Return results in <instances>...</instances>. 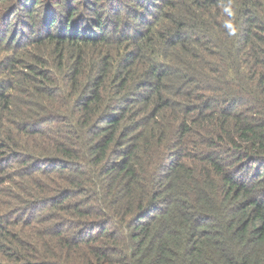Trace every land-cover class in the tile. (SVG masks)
Wrapping results in <instances>:
<instances>
[{
    "label": "trees",
    "instance_id": "obj_1",
    "mask_svg": "<svg viewBox=\"0 0 264 264\" xmlns=\"http://www.w3.org/2000/svg\"><path fill=\"white\" fill-rule=\"evenodd\" d=\"M228 3L0 0V264H264V0Z\"/></svg>",
    "mask_w": 264,
    "mask_h": 264
},
{
    "label": "clouds",
    "instance_id": "obj_2",
    "mask_svg": "<svg viewBox=\"0 0 264 264\" xmlns=\"http://www.w3.org/2000/svg\"><path fill=\"white\" fill-rule=\"evenodd\" d=\"M223 10L227 14L228 17H231V18L234 19L235 12H234V10L231 7L230 0H229V3L224 6ZM225 27L228 29V35H230V36H235L236 35L237 28L234 25V23L232 22V20H229L228 22H226Z\"/></svg>",
    "mask_w": 264,
    "mask_h": 264
}]
</instances>
